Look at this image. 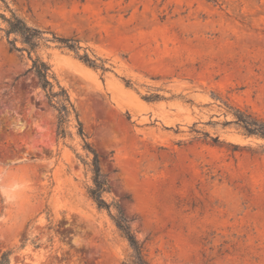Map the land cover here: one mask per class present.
<instances>
[{
	"label": "rangeland",
	"instance_id": "374dc122",
	"mask_svg": "<svg viewBox=\"0 0 264 264\" xmlns=\"http://www.w3.org/2000/svg\"><path fill=\"white\" fill-rule=\"evenodd\" d=\"M12 12L106 61L103 72L39 52L147 261L264 264V140L235 124L237 112L264 120V0H0ZM5 28L0 18V264L5 253L8 264H132L89 196L94 154L77 122L58 136Z\"/></svg>",
	"mask_w": 264,
	"mask_h": 264
},
{
	"label": "trees",
	"instance_id": "16d2710c",
	"mask_svg": "<svg viewBox=\"0 0 264 264\" xmlns=\"http://www.w3.org/2000/svg\"><path fill=\"white\" fill-rule=\"evenodd\" d=\"M215 1V0H208ZM0 18L6 24L4 29L7 43L10 47V52H16L21 57L31 62L29 72H32L38 79L39 87L44 92L49 106L57 115V134L59 137H66L68 127L74 118L78 126V134L84 141V149L91 151L94 154L92 161V171L94 174L93 187L89 189V196L95 202L100 210H106L110 213L122 237L126 239L133 250L132 264H151L147 261L142 246L131 230L129 221L118 210L117 215L111 214V205L104 199V194L110 189L108 181L102 174L100 161L97 153L92 150L90 144L86 141L84 125L80 119L79 112L73 103L69 91L61 85L57 76L52 70V66L41 55L40 51L44 49L57 48L63 51H68L75 55L84 65L94 70L109 71L105 67L106 61L91 56L88 49L81 46V42L75 38H66L58 36L50 29H41L30 26L26 21L12 12L10 18L1 15ZM51 35V38L49 37ZM50 44H55L51 46ZM81 51H84L81 54ZM128 87L131 84L127 83ZM147 101L160 99L159 96L145 98ZM237 120L235 124L242 130L247 137H255L264 140V120L253 117L252 115L237 112ZM219 142V140H214ZM236 148L238 146H235ZM2 264L9 263V254L5 253L2 257Z\"/></svg>",
	"mask_w": 264,
	"mask_h": 264
}]
</instances>
